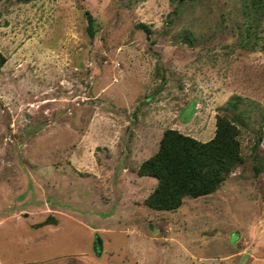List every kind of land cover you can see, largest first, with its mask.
Here are the masks:
<instances>
[{
  "label": "rangeland",
  "instance_id": "obj_1",
  "mask_svg": "<svg viewBox=\"0 0 264 264\" xmlns=\"http://www.w3.org/2000/svg\"><path fill=\"white\" fill-rule=\"evenodd\" d=\"M0 52V264H264V0H0ZM218 117L240 160L148 206L163 129Z\"/></svg>",
  "mask_w": 264,
  "mask_h": 264
},
{
  "label": "trees",
  "instance_id": "obj_2",
  "mask_svg": "<svg viewBox=\"0 0 264 264\" xmlns=\"http://www.w3.org/2000/svg\"><path fill=\"white\" fill-rule=\"evenodd\" d=\"M85 15L86 31L91 37L95 31L93 17L87 10ZM3 60L0 52V64ZM236 133L235 126L222 117L217 118L214 134L207 140L174 128L163 129L156 150L142 159L136 169L137 174L156 179L144 202L155 209H173L184 196L213 190L241 158Z\"/></svg>",
  "mask_w": 264,
  "mask_h": 264
}]
</instances>
